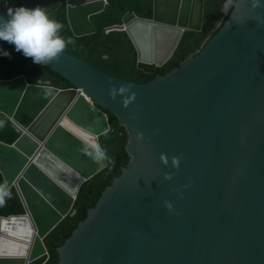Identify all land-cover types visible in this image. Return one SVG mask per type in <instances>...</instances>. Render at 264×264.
<instances>
[{"label": "water", "instance_id": "water-1", "mask_svg": "<svg viewBox=\"0 0 264 264\" xmlns=\"http://www.w3.org/2000/svg\"><path fill=\"white\" fill-rule=\"evenodd\" d=\"M17 1L49 16L62 6ZM108 5L66 0L73 36L95 35L91 19ZM204 9L205 0H153L152 19L130 11L101 40L124 32L137 69L155 75L185 33L202 32ZM9 18L0 0V20ZM43 66L73 88L33 86L23 76L0 81V114L21 133L13 145L0 142V185L14 187L24 208L0 218V264H45V238L75 213L82 185L108 165L82 151L102 150L99 139L110 132L98 106L127 129L133 162L58 248V264H264V0H237L199 55L147 84L65 52ZM121 86L129 91L112 98Z\"/></svg>", "mask_w": 264, "mask_h": 264}, {"label": "trees", "instance_id": "trees-1", "mask_svg": "<svg viewBox=\"0 0 264 264\" xmlns=\"http://www.w3.org/2000/svg\"><path fill=\"white\" fill-rule=\"evenodd\" d=\"M62 6L51 19L63 24L59 35L67 40L71 38L75 44H69L64 51L77 59H84L90 66L113 77L138 84H147L157 76L164 77L186 62L191 56L199 55L208 43L214 39L229 21L237 0H205L204 23L200 33L187 32L172 59L155 75H147L137 69L136 52L124 32H109L103 40V31L122 25L123 17L130 11L137 17L150 20L153 15V0H109L106 11L93 17L95 35L75 38L66 18V0H58ZM21 5L17 0H2V13L7 17L6 9ZM228 6L227 10L223 9ZM0 49L10 53V57L0 55V81L13 80L23 76L29 85H49L59 90L72 89L69 81L60 77L43 65L34 64L11 45L0 41ZM108 116L110 132L99 139L102 151L106 154L108 165L91 180L85 182L74 204L73 215H68L46 238L45 245L49 259L45 264H58L60 256L58 248L71 237L79 223L87 218L88 210L94 208L103 192L112 185L116 177L122 175L124 169L131 167L132 156L127 152L129 143L128 131L120 125L119 119L111 112L98 106ZM4 127L0 128V142L13 145L21 133L9 119L0 114ZM11 198L6 199L0 207V218L24 213L19 195L14 187L8 188Z\"/></svg>", "mask_w": 264, "mask_h": 264}, {"label": "clouds", "instance_id": "clouds-1", "mask_svg": "<svg viewBox=\"0 0 264 264\" xmlns=\"http://www.w3.org/2000/svg\"><path fill=\"white\" fill-rule=\"evenodd\" d=\"M225 8H228V6ZM9 17L7 20H0V41L13 45L17 52H21L26 58H31L34 64L47 65L57 62L66 50L67 45L75 44V41L71 38L65 40L59 35L63 24L51 19L45 8L40 6L32 9L24 6L15 7L14 10L9 9ZM0 55L10 57V53L3 49H0ZM128 91V88L121 86L118 90L111 89L109 94L112 98H115L118 93L122 94ZM135 95L133 92L130 99H134ZM130 99L124 100L125 106L130 102ZM2 127H4V121H0V128ZM82 151L95 161L106 158L105 152L99 148L95 149L94 154L89 152L87 148L82 149ZM161 160L165 165L168 163L165 156H162ZM172 165L178 167L179 158L173 157ZM165 179L170 180L171 176L166 175ZM11 195L7 185H0V207L4 206L6 199H10ZM165 205L169 210L172 209L171 203L165 201Z\"/></svg>", "mask_w": 264, "mask_h": 264}, {"label": "bare ground", "instance_id": "bare-ground-1", "mask_svg": "<svg viewBox=\"0 0 264 264\" xmlns=\"http://www.w3.org/2000/svg\"><path fill=\"white\" fill-rule=\"evenodd\" d=\"M74 133H76V132H78L76 129H74V128H70ZM39 263V261H37V262H35V263H33V264H38Z\"/></svg>", "mask_w": 264, "mask_h": 264}, {"label": "rangeland", "instance_id": "rangeland-1", "mask_svg": "<svg viewBox=\"0 0 264 264\" xmlns=\"http://www.w3.org/2000/svg\"><path fill=\"white\" fill-rule=\"evenodd\" d=\"M227 8H225V10H226ZM225 10H223V12H225Z\"/></svg>", "mask_w": 264, "mask_h": 264}]
</instances>
